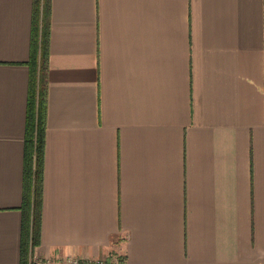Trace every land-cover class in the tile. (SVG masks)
<instances>
[{
    "label": "crops",
    "instance_id": "crops-1",
    "mask_svg": "<svg viewBox=\"0 0 264 264\" xmlns=\"http://www.w3.org/2000/svg\"><path fill=\"white\" fill-rule=\"evenodd\" d=\"M36 4L0 0V264L22 261ZM50 25L33 258L264 264V0H50Z\"/></svg>",
    "mask_w": 264,
    "mask_h": 264
},
{
    "label": "trees",
    "instance_id": "trees-1",
    "mask_svg": "<svg viewBox=\"0 0 264 264\" xmlns=\"http://www.w3.org/2000/svg\"><path fill=\"white\" fill-rule=\"evenodd\" d=\"M50 28V0H46L43 6L42 0H37L33 16L29 61L31 77L25 133L24 187L21 205L23 215L21 264H34L31 260L34 249L41 245Z\"/></svg>",
    "mask_w": 264,
    "mask_h": 264
},
{
    "label": "built area",
    "instance_id": "built-area-1",
    "mask_svg": "<svg viewBox=\"0 0 264 264\" xmlns=\"http://www.w3.org/2000/svg\"><path fill=\"white\" fill-rule=\"evenodd\" d=\"M31 260L34 264H104L99 261L81 260L75 257L61 258L53 261L51 259H44L42 257L33 258L32 256Z\"/></svg>",
    "mask_w": 264,
    "mask_h": 264
},
{
    "label": "rangeland",
    "instance_id": "rangeland-1",
    "mask_svg": "<svg viewBox=\"0 0 264 264\" xmlns=\"http://www.w3.org/2000/svg\"><path fill=\"white\" fill-rule=\"evenodd\" d=\"M99 262H102V263H104V264H108V263H106V262H104V261H101V260H100Z\"/></svg>",
    "mask_w": 264,
    "mask_h": 264
}]
</instances>
